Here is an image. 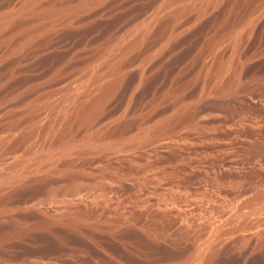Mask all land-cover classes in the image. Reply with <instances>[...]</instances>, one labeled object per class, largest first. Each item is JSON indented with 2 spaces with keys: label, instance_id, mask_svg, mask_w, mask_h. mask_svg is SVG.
Segmentation results:
<instances>
[{
  "label": "rangeland",
  "instance_id": "obj_1",
  "mask_svg": "<svg viewBox=\"0 0 264 264\" xmlns=\"http://www.w3.org/2000/svg\"><path fill=\"white\" fill-rule=\"evenodd\" d=\"M263 217L264 0H0V264H264Z\"/></svg>",
  "mask_w": 264,
  "mask_h": 264
},
{
  "label": "bare ground",
  "instance_id": "obj_2",
  "mask_svg": "<svg viewBox=\"0 0 264 264\" xmlns=\"http://www.w3.org/2000/svg\"><path fill=\"white\" fill-rule=\"evenodd\" d=\"M153 15H155V14H153ZM149 20H150V19H149ZM147 22H148V21H147ZM80 81H81V80H80ZM78 82H79V81H77V84H81V82H80V83H78ZM95 82H96V81H95ZM92 83H93V82H92ZM83 84H84V83H83ZM86 85H87V84H86ZM93 85H94V84H93ZM78 86H79V85H78ZM96 86H97V85H96ZM80 87H81V86H79L78 89H79ZM76 88H77V87H76ZM68 89H69V88H68ZM73 89H74V88H73ZM78 89H77V90H78ZM69 90H70V89H69ZM74 90H76V89H74ZM74 90H73V91H74ZM71 91H72V90H71ZM73 91H72V92H73ZM80 91H81V90H80ZM75 92H76V91H75ZM68 94H69V93H68ZM76 95H77V94H76ZM263 218H264V217H263ZM258 220H259V219H258ZM257 224H258V223H257ZM259 225H260V223H259ZM204 251H205V250H204ZM204 253H205V252H204ZM204 253H201V252H200V255H202V254H204ZM198 254H199V253H198ZM200 255L198 256V258L200 257ZM203 256H204V255H203ZM198 258H197V259H198ZM201 258L203 259L202 256H201ZM199 260H200V259H199ZM199 263H200V261H199Z\"/></svg>",
  "mask_w": 264,
  "mask_h": 264
}]
</instances>
